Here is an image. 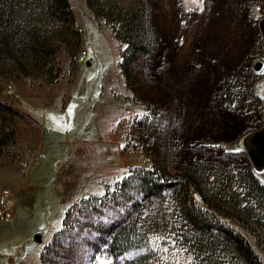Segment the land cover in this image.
Here are the masks:
<instances>
[{"label": "rangeland", "instance_id": "rangeland-1", "mask_svg": "<svg viewBox=\"0 0 264 264\" xmlns=\"http://www.w3.org/2000/svg\"><path fill=\"white\" fill-rule=\"evenodd\" d=\"M68 1L81 41L58 53L54 79L0 70V101L11 108L0 111L7 142L0 191H11V217L0 218V264H137L141 254L146 264H202L190 241L223 238L186 223L178 183L184 170L217 173L207 188L227 175L236 205L251 210L257 201L240 177L251 170L264 185V168H253L242 143L264 125V0H153L144 13L152 53L135 66L139 92L126 85L125 45L111 23L85 0ZM233 79L247 83L243 101L254 108L221 101ZM10 129L12 138L5 135ZM146 170L166 182L156 196L139 188ZM190 196L240 233L264 264V237L244 225L255 230L251 218L222 215L236 213L223 201L220 212L213 209L192 189ZM130 224L143 246L119 257L105 252L111 236ZM223 252L218 264H241Z\"/></svg>", "mask_w": 264, "mask_h": 264}, {"label": "trees", "instance_id": "trees-1", "mask_svg": "<svg viewBox=\"0 0 264 264\" xmlns=\"http://www.w3.org/2000/svg\"><path fill=\"white\" fill-rule=\"evenodd\" d=\"M107 1L85 0L86 5L95 16L104 18L106 22L111 23L114 37L125 45L120 63L122 74L126 85L139 92L143 84L135 66L138 65L139 60L152 53L150 42L147 40L148 33L144 29V13L153 0H137L140 6L133 10H128L116 2ZM80 41L81 32L75 25L68 0H0V70L8 67L25 75L45 73L46 76H50V79H54L52 68L58 53L62 49L78 48ZM247 91L249 92L247 83L233 79L229 84L224 85L220 99L227 105L238 104V107H250L253 104L243 101L246 100ZM251 108L254 107L251 106ZM10 110L8 105L0 101V111ZM0 133L1 156V148L7 142L1 129ZM5 135L12 138L13 130H7ZM209 169V167L202 166L188 167L184 170L182 179L178 182L179 195L183 202L180 209L187 218L188 225L200 229L202 233H214L213 230H215L221 234L223 239L222 243H220L221 240L213 241L214 239L207 243L206 239L196 236L194 240L190 241L192 246L197 249L198 254L202 255V264H218L217 257L219 256L217 254L220 250H223L225 256L231 261L237 259L241 264H261L246 239L228 224L220 222L214 216L215 212L196 204L190 196V190H194L204 204L213 209L219 210L223 201L224 207H228L236 213L233 216L219 210L222 215L234 217L237 220L241 217L251 218L253 227L255 230L257 229L258 233L247 223L244 225L259 240V235L264 237V185L257 182L251 170H246L240 179L248 185L247 192L255 197L257 206L255 210L253 208L251 210L249 206L245 205L237 204V206L231 190L228 189V184L225 183L229 178L227 175L220 179L219 177L213 178L214 180L211 178L212 186L206 187L205 182L210 181L208 180L210 175H214ZM156 171L158 172V170ZM216 175L217 173L214 176ZM138 180L139 188L142 187L148 197L156 196L166 185L165 180H156L151 170L142 172ZM128 184L124 182L123 187ZM141 238V234L130 224L111 236L105 252L119 257L139 250L144 243ZM185 238L187 241L191 239L188 236ZM43 257L44 254H42ZM146 258V254H141L136 258V263L146 264Z\"/></svg>", "mask_w": 264, "mask_h": 264}, {"label": "water", "instance_id": "water-1", "mask_svg": "<svg viewBox=\"0 0 264 264\" xmlns=\"http://www.w3.org/2000/svg\"><path fill=\"white\" fill-rule=\"evenodd\" d=\"M260 26L264 34V20H262ZM242 143L253 168L255 170L264 168V125L246 134L242 139ZM34 239L39 242L41 237L35 234Z\"/></svg>", "mask_w": 264, "mask_h": 264}, {"label": "built area", "instance_id": "built-area-1", "mask_svg": "<svg viewBox=\"0 0 264 264\" xmlns=\"http://www.w3.org/2000/svg\"><path fill=\"white\" fill-rule=\"evenodd\" d=\"M11 199V191L8 188H3L0 191V218L8 219L11 217L9 209Z\"/></svg>", "mask_w": 264, "mask_h": 264}]
</instances>
